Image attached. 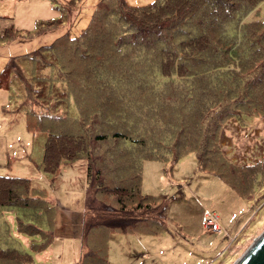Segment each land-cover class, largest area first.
Segmentation results:
<instances>
[{
  "label": "trees",
  "instance_id": "1",
  "mask_svg": "<svg viewBox=\"0 0 264 264\" xmlns=\"http://www.w3.org/2000/svg\"><path fill=\"white\" fill-rule=\"evenodd\" d=\"M262 1L99 0L76 36L66 32L0 70V87L21 94L15 110H23L27 130L44 136L42 171L52 178L60 165L84 160L77 264H105L107 230L163 226L165 206L140 189L142 160L194 153L206 171L223 159L217 134L225 120L264 109V19L244 22ZM65 15L60 10L59 19L36 21L31 30L5 29L1 39H31L66 23ZM33 85L47 101L40 112L28 100ZM219 171L209 173L244 195ZM100 196L112 207L93 203ZM4 208L16 211L18 233L39 237L30 244L37 252L50 245L39 224L52 223L56 204L30 179L0 176V264H30L29 254L3 242Z\"/></svg>",
  "mask_w": 264,
  "mask_h": 264
},
{
  "label": "rangeland",
  "instance_id": "2",
  "mask_svg": "<svg viewBox=\"0 0 264 264\" xmlns=\"http://www.w3.org/2000/svg\"><path fill=\"white\" fill-rule=\"evenodd\" d=\"M98 1L0 2V34L5 28L31 30L36 21L59 19L57 8L61 6L65 7L67 23L25 41L0 43V70L10 59L50 44L66 32L76 36L89 22ZM125 1L145 5L154 0ZM255 12L249 13L244 22L264 19V0ZM22 70L28 77L29 64H23ZM26 90L31 106L36 105L39 112L47 108V101L40 97V87L26 86ZM15 93V89L0 87V176L30 179L44 197L54 200L56 208L51 224L46 219L39 224L40 229L52 235L46 255H42L44 251L30 249V238L16 230V211L6 208L1 217L4 220L1 228L6 231L3 242L6 247L29 254L30 264H77L86 200L84 160L60 165L52 178L45 174L39 166L44 136L40 134L33 139L26 128L23 110L13 109L21 100V94ZM217 144L223 159L217 158L206 171L199 170L194 153L176 161L170 155L166 159L141 161V192L158 197L159 203L165 206L163 226L142 224L136 232L107 230L103 237L105 264H236L240 260L264 232V109L226 119L218 131ZM218 166L225 170L226 181L229 177L245 197L209 173L220 172ZM94 199L95 204L112 207V200L106 196ZM206 214L215 216L217 231L206 228ZM154 215L148 214L147 218ZM33 241L37 242L36 236Z\"/></svg>",
  "mask_w": 264,
  "mask_h": 264
},
{
  "label": "water",
  "instance_id": "3",
  "mask_svg": "<svg viewBox=\"0 0 264 264\" xmlns=\"http://www.w3.org/2000/svg\"><path fill=\"white\" fill-rule=\"evenodd\" d=\"M236 264H264V232Z\"/></svg>",
  "mask_w": 264,
  "mask_h": 264
},
{
  "label": "crops",
  "instance_id": "4",
  "mask_svg": "<svg viewBox=\"0 0 264 264\" xmlns=\"http://www.w3.org/2000/svg\"><path fill=\"white\" fill-rule=\"evenodd\" d=\"M21 1H25V2H27V0H21ZM0 2H3V0H0ZM64 9H65V7L64 6H61V7H58L57 8V10H58V12H59V16H60V10H62V11H64ZM6 13V12H5ZM5 13H3L2 15H4ZM65 13V12H64ZM68 13H69V11H68ZM253 13V15L256 13V12H252ZM2 18H5V17H2ZM51 18V17H50ZM2 23L3 24H6V22H3L2 21ZM35 24V23H34ZM67 24V23H66ZM5 29H7V28H5ZM5 29L3 30V33L2 34H0V43H6V39H1V36L4 34V31H5ZM8 29H10V28H8ZM16 30H22V29H16ZM38 36V35H37ZM25 40H28V39H13V40H10V42H18V41H25ZM8 41V40H7ZM4 54V53H3ZM6 66V65H5ZM2 70V69H1ZM19 103V102H18ZM18 107V104H16V105H14L13 106V109H15V108H17ZM51 200V199H50ZM52 202L54 201V200H51ZM56 204V203H55ZM36 239H37V242L36 241H33L34 240V238H30V243H29V245L31 244V243H39V241H40V239H39V237H37L36 236ZM30 247V246H29ZM47 250V249H46ZM46 250H44V254H42V255H46ZM39 252H42V251H39Z\"/></svg>",
  "mask_w": 264,
  "mask_h": 264
},
{
  "label": "built area",
  "instance_id": "5",
  "mask_svg": "<svg viewBox=\"0 0 264 264\" xmlns=\"http://www.w3.org/2000/svg\"><path fill=\"white\" fill-rule=\"evenodd\" d=\"M204 218H205L204 223H205V226L207 229H210L211 231H217L218 230L217 224L215 222V216L206 214L204 216Z\"/></svg>",
  "mask_w": 264,
  "mask_h": 264
}]
</instances>
